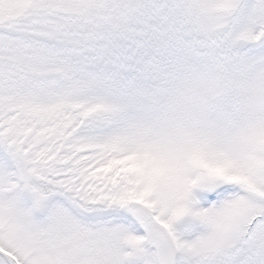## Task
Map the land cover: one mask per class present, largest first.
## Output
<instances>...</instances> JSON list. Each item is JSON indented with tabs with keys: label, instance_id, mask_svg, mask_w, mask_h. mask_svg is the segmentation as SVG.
<instances>
[{
	"label": "snow or ice",
	"instance_id": "6c2138e0",
	"mask_svg": "<svg viewBox=\"0 0 264 264\" xmlns=\"http://www.w3.org/2000/svg\"><path fill=\"white\" fill-rule=\"evenodd\" d=\"M0 264H264V0H0Z\"/></svg>",
	"mask_w": 264,
	"mask_h": 264
}]
</instances>
